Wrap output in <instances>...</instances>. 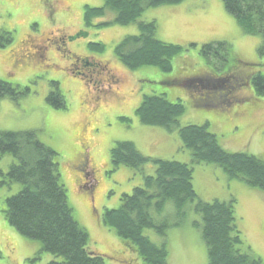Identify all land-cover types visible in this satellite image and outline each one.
<instances>
[{"label":"rangeland","instance_id":"374dc122","mask_svg":"<svg viewBox=\"0 0 264 264\" xmlns=\"http://www.w3.org/2000/svg\"><path fill=\"white\" fill-rule=\"evenodd\" d=\"M86 5L101 7L104 0H0V79L29 89L18 98H0V130L37 131L58 154L60 179L73 215L89 233V249L102 255L105 264H146L134 246L105 225L103 216L106 210L117 209L121 195L131 194L145 175H154L156 167L152 161L142 170L115 166L111 148L117 141H131L149 158L191 161L177 132L143 124L137 115L144 95H156L172 103L182 100L185 112L178 118L180 124L208 122L209 131L229 152L264 159V94H257L251 82L256 74L264 75L261 37L244 33L222 0L151 7L139 20H155L156 37L182 51L174 57L170 72L154 66L130 69L118 58L116 46L126 36L139 34L137 23L99 26L114 19L115 13L107 11L86 25ZM217 41L230 46V63L238 65L245 82L224 110L207 109L208 103L196 102L186 87H197L199 96L203 88L217 84L193 80L221 68L201 52L203 44ZM51 81L59 82L65 108L48 102ZM176 81L177 86L168 85ZM14 161L12 155L0 153V264H49L54 255L6 220V199L22 189L20 183L2 182L1 172L6 174ZM193 176L194 189L203 201L236 200L237 226L264 264V191L231 178L212 163L194 164ZM167 203L162 216L172 209ZM186 212L175 223L168 222L165 236L153 229L144 234L155 243H166L169 264H208L207 245L194 223H201V218L192 209Z\"/></svg>","mask_w":264,"mask_h":264},{"label":"trees","instance_id":"16d2710c","mask_svg":"<svg viewBox=\"0 0 264 264\" xmlns=\"http://www.w3.org/2000/svg\"><path fill=\"white\" fill-rule=\"evenodd\" d=\"M183 1L104 0L101 7L85 6L84 21L86 25H91L111 11L115 13L114 19L99 22V26L137 23L139 34L126 36L116 46L120 61L130 69L154 66L170 72L174 57L182 51V47L159 40L155 20L147 22L139 18L148 8ZM222 1L244 33L261 37L259 51L263 53L264 0ZM90 45L103 46L102 43ZM229 51L230 46L224 41L203 44L202 54L207 60L215 59L221 68L210 69L201 78L217 83L216 87L203 88L202 95L197 96V87L186 86L196 102L208 103L207 109L221 107L224 110L230 107L236 99L233 97L235 90L245 84L240 70H237L238 65L230 63ZM96 66L101 68L100 64ZM178 82L168 85L177 86ZM251 82L257 87V94H264L263 74L253 76ZM51 84L48 102L55 107L65 108L67 102L59 89V82L51 81ZM28 91V88H20L0 79V98H18ZM214 97L220 99L219 104H209ZM198 104V107L205 106ZM184 112L182 100L172 103L164 96L144 95L136 109L141 122L177 132L192 159L182 163L149 158L133 142L117 141L111 148L113 165L124 164L142 170L152 161L156 171L154 175H145L141 185L135 187L131 194H122L117 209L106 210L103 216L105 225L114 228L119 237L134 246L146 264H169L170 253L166 243H155L144 231L153 229L158 235L165 236L168 222L175 223L180 219L179 214L185 215L188 209H192L201 218V223H194L207 245L208 264H263L262 259L246 245L237 226L236 200L203 201L194 189L193 175L194 164L212 163L221 167L231 178L264 191V159L244 152H229L222 146L218 135L209 131L208 122L204 125L180 124L178 118ZM0 153H8L15 159L6 174L1 172L5 179L2 182L22 185L17 194L6 199L5 217L8 223L23 236L39 241L42 250L54 255L55 259L49 264H105L102 255L89 249V233L73 215L66 188L60 179L56 162L58 154L40 140L38 132L0 130ZM166 203L171 204L172 209L166 211L168 215L162 216Z\"/></svg>","mask_w":264,"mask_h":264},{"label":"flooded vegetation","instance_id":"af4514ba","mask_svg":"<svg viewBox=\"0 0 264 264\" xmlns=\"http://www.w3.org/2000/svg\"><path fill=\"white\" fill-rule=\"evenodd\" d=\"M206 74H198V76H194V77H198V78H200V82H205L206 80L205 79H203V78H201V77H204ZM200 76V77H199ZM193 80H195L194 78H193ZM204 86H206V85H204ZM213 87H216V85H214ZM207 95V94H206ZM209 96V95H208ZM214 96H216V95H214ZM212 100H214V101H210V103L209 104H212L213 102L215 103V104H219L220 103V99H218V97H214V98H212Z\"/></svg>","mask_w":264,"mask_h":264},{"label":"water","instance_id":"95a60500","mask_svg":"<svg viewBox=\"0 0 264 264\" xmlns=\"http://www.w3.org/2000/svg\"><path fill=\"white\" fill-rule=\"evenodd\" d=\"M79 36H82V35L81 34H78L77 37H79ZM199 81H201V80H199Z\"/></svg>","mask_w":264,"mask_h":264},{"label":"bare ground","instance_id":"6f19581e","mask_svg":"<svg viewBox=\"0 0 264 264\" xmlns=\"http://www.w3.org/2000/svg\"><path fill=\"white\" fill-rule=\"evenodd\" d=\"M202 80V79H201ZM180 217V214L178 215Z\"/></svg>","mask_w":264,"mask_h":264}]
</instances>
